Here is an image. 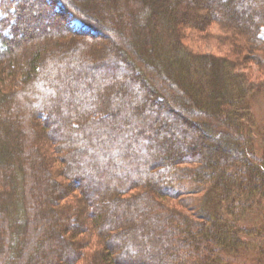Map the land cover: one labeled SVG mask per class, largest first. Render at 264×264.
<instances>
[{
    "label": "trees",
    "instance_id": "16d2710c",
    "mask_svg": "<svg viewBox=\"0 0 264 264\" xmlns=\"http://www.w3.org/2000/svg\"><path fill=\"white\" fill-rule=\"evenodd\" d=\"M253 65L264 0H0V264H264Z\"/></svg>",
    "mask_w": 264,
    "mask_h": 264
},
{
    "label": "rangeland",
    "instance_id": "374dc122",
    "mask_svg": "<svg viewBox=\"0 0 264 264\" xmlns=\"http://www.w3.org/2000/svg\"><path fill=\"white\" fill-rule=\"evenodd\" d=\"M82 4H84V3H82ZM45 22H47V21L44 20L43 23H45ZM50 22H52V21L50 20ZM73 25L75 26V28H78L80 26V23L75 22ZM206 28L207 29H205L203 32L199 33L198 40L196 39V41H195L198 48L202 52H205V53H221V52L228 53V48L226 47L224 42L221 41V38H223L224 36H227V34H223V32H221L219 30L218 25L213 24V26H211V27L207 26ZM36 32L38 33L39 29H36ZM103 32H104V35L106 33L107 36L103 37V38H98L95 41H100L101 43H104L105 41L109 42L112 40H116V36L114 35V33H112V32L110 33L109 31H103ZM49 33L50 34H48L45 37H42V35L36 36V38H34V40H36V42H34L33 46H35L36 43H38L39 45L46 47V49H54L56 42H57V44H59V43H61V41H63L62 39L61 40L58 39L57 38L58 35H54L55 33H52V32H49ZM14 39L20 40V38L18 36H16ZM29 40H31V39H27V40L25 39V40H22L21 42L22 43H25V42L30 43ZM190 41L192 42V40L189 39V41H188L189 44L191 43ZM31 43H32V41H31ZM84 43H85V45H87V44L90 45L89 42H84ZM117 44H120V41L118 39H117ZM25 45H28V44H25ZM25 45H23V47ZM193 47H195V46H193ZM258 68H259L258 66L253 65L250 68L251 71H248V73L252 76L253 81L255 83H260V82H262V79H264V78H261V76L259 75V72H258L259 69ZM253 76H256V77H253ZM255 100L256 101L254 102V105H253L254 119L256 120V122L259 126L264 127V96H261ZM263 206H264V204H263ZM263 212H264V208H263ZM45 218L47 219L48 217L45 216ZM257 242H258V244H257L258 248H256V249L250 248V250H255L257 252H260L259 249L261 247V244L259 241H257ZM254 243H256V240L254 241ZM228 262H229V264H256V261L254 260L253 256L247 255L246 253L245 254L242 253V256H239V258H237V259L236 258H229Z\"/></svg>",
    "mask_w": 264,
    "mask_h": 264
}]
</instances>
